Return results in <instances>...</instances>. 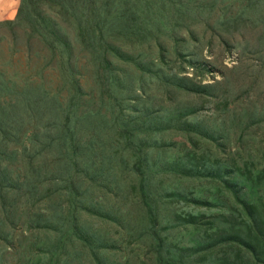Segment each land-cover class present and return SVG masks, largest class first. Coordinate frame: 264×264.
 I'll list each match as a JSON object with an SVG mask.
<instances>
[{
	"label": "trees",
	"instance_id": "16d2710c",
	"mask_svg": "<svg viewBox=\"0 0 264 264\" xmlns=\"http://www.w3.org/2000/svg\"><path fill=\"white\" fill-rule=\"evenodd\" d=\"M19 1L17 17L0 21V27L8 26L12 33L24 30L31 49L39 41L49 52V66L57 70L62 86L53 92L44 79L33 76L18 84L0 71V233L22 223L33 232L45 233L41 239L48 242L54 264H74L81 254L78 241L85 244L90 262L111 264L108 242L92 218L107 223L118 218L94 193L121 196L133 184L149 211L144 235L158 241L161 261L166 262L170 247L159 232L160 175L181 166L192 176L219 180L232 193L246 211L249 225L230 226L227 241L235 240L259 256L264 217L234 172L208 169L205 163L191 165L194 155L168 161L166 132L189 125H181L182 117L173 116L175 109L161 115L147 107L153 84H159L164 94L173 89L199 93L198 84L166 69L163 55L158 60L147 52L131 55L124 50L128 44L156 38L155 30L166 16L162 1L176 8L178 18L185 8L202 13V4L192 8L186 0ZM258 1L248 0L244 11L226 22H242ZM77 46L88 54L103 89L96 104L80 82ZM129 60L141 73L139 79L117 67ZM193 126L200 128L199 123ZM18 165L22 170L16 169Z\"/></svg>",
	"mask_w": 264,
	"mask_h": 264
},
{
	"label": "rangeland",
	"instance_id": "374dc122",
	"mask_svg": "<svg viewBox=\"0 0 264 264\" xmlns=\"http://www.w3.org/2000/svg\"><path fill=\"white\" fill-rule=\"evenodd\" d=\"M186 1L189 7L201 3L205 9L195 13L185 8L178 18L176 8L162 1L166 16L155 30L156 38L128 44L124 50L131 55L147 52L158 60L163 55L166 69L198 84L199 93L173 89L164 94L159 84H153L150 90L147 107L161 115L175 109L173 116L182 117L181 125H189L166 132L167 160L176 158L180 162L186 154L194 155L191 165L205 163L208 169L215 166L218 172H234V178L264 217V0L258 1L248 18L235 24L226 21L243 12L248 0ZM20 3L0 0V21L15 19ZM32 46L24 30L12 33L8 26L0 27V71L18 84L30 76L44 79L49 90L58 91L62 84L55 67L49 66V52L39 41ZM75 56L83 91L94 97L96 104L103 89L88 63L89 56L79 46ZM118 64V68L140 78L132 61ZM196 123L200 128L194 129ZM191 135L194 137L190 140ZM160 181L159 232L170 247L169 253L165 252L166 262L161 261L158 241L144 235L149 211L133 184L121 196L94 193L118 218L115 223L92 218L108 242L111 264L264 263L260 262L264 260V239L257 246L262 252L259 256L235 240L227 241L230 226L249 225V218L219 180L192 176L180 166L177 171L161 173ZM186 196L199 203L186 202ZM86 218L90 217L84 215ZM209 234L212 237L207 238ZM44 236L22 223L0 233V264H54L48 242L41 239ZM77 243L81 254L74 264H96L88 260L85 244Z\"/></svg>",
	"mask_w": 264,
	"mask_h": 264
}]
</instances>
